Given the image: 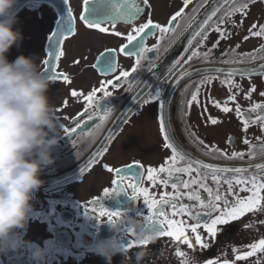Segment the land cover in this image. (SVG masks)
<instances>
[{
    "label": "flooded vegetation",
    "instance_id": "af4514ba",
    "mask_svg": "<svg viewBox=\"0 0 264 264\" xmlns=\"http://www.w3.org/2000/svg\"><path fill=\"white\" fill-rule=\"evenodd\" d=\"M240 2L241 0H235V3L232 0L229 3H224V0H206V2L193 0V3L185 9V18L179 21L180 28L177 29V35L160 42V58L155 59V52L146 53V58L141 60L140 67L133 73L131 70L135 66L136 58L118 52L119 47L127 43L126 39L88 29L79 20L83 0H69V6L76 17L77 34L69 37L64 43L65 55L59 61L58 71L66 73L71 83H65L62 79L55 81L50 88V97L56 107L58 118L65 128L74 127L77 118L80 127L75 134H66L61 139L53 150L55 162L41 173L40 178L44 184L35 194V199L32 201L33 211L27 228L22 230L24 240L30 243L18 251L0 254V264H37L32 259V249L35 245L46 250L45 264H94L91 259L94 252L91 249L99 239L119 233L126 244L128 241L136 240L140 233L149 232L150 226L146 217L151 213L144 204L143 197L133 200L132 190L127 188L129 182L135 183L134 180L124 182L126 193L104 197V189L114 187L111 182L116 179V173L107 171L104 165L113 169H125L127 165L138 163L143 168L134 167L131 172L138 170L144 172L141 185L149 189L150 196L159 199L165 191L175 194L170 184L164 188L159 183L153 186L152 182L147 180L148 168L158 169L172 156L171 149L165 147L167 142L160 131L159 101L150 99L156 92H161V98L165 100L163 114L166 130L172 138L171 142L182 149L188 157L219 167L247 168L248 177L254 175L264 177V172L254 167L256 164H264V149H262L264 129L259 124H250L245 133L241 119L235 113V104L239 103L245 115L255 120L258 112L248 110L254 103L264 102V97L260 95L264 91V75L253 74L251 77H241L237 74L233 78L235 83L241 86L242 91L233 89L238 95L236 102H229V107L233 108L230 113L221 112L208 99L210 96L223 103L230 94L227 86L220 83L225 78L224 75L216 73L215 69H251L264 64V60L261 59L244 64L222 63L223 60L230 58L226 55L230 49L243 54L254 52L264 45V37L249 35L252 25H264V0H256L254 4L249 3L247 15L237 12L228 16L227 13L231 8L238 7ZM217 3L220 11L209 23L207 40L203 41V44L199 37L193 40L191 48L187 47L180 64L171 72L168 71L164 75L161 70L160 79L153 75L189 30L186 25L193 9L198 8V11L192 25L202 22L204 12ZM149 4L151 7L141 5L145 7V11L134 25L121 21L117 23L116 30L127 33L133 26L138 27L146 22L149 14L154 22L166 25L170 17L183 6V0H149ZM64 15L63 0H21L18 6V23L15 27L23 33V40L19 46L14 45L9 50L7 53L9 61H14L20 55L33 56L44 70L47 65L43 61L48 59V53L51 51L50 37ZM222 17L223 22L220 23V27L231 33V36L222 40L217 48L212 49V45L219 39V34L213 30V27ZM105 26L111 28L110 25ZM245 36L249 38L245 40ZM158 38V32L155 36H149L145 41L146 46L156 45L159 42ZM165 47L167 51L163 50ZM178 47L184 48L183 45ZM197 47L201 52H206L208 49H212V52L207 59L201 56L185 63L184 61ZM106 49H117V67L114 72L102 74L98 67L93 65L96 64L100 53ZM77 60L79 64L74 63ZM153 62L156 67L149 71ZM123 71H129L130 77H120ZM183 71H188L190 75L181 77ZM206 75L219 76V79L201 86L200 81ZM117 77L120 79L117 80ZM183 78L184 81L177 83ZM109 80H112L116 86L107 84ZM252 84H255L256 91L250 100H246L244 96ZM197 87L201 89L198 97L201 103L197 105L193 102L189 109L188 101ZM101 88L110 92L111 96H105L104 92L100 91ZM73 90L83 95L73 97L71 95ZM93 90H96V96L89 105L86 97ZM145 100L148 102H144ZM63 101H67V104L62 103ZM204 105L207 106V112H203ZM208 115L222 122L215 126L206 123ZM192 133L195 135H191ZM229 137L234 138L233 144L228 143ZM245 137L255 146L251 149L254 156L247 155L250 146L243 142ZM200 140L204 143L200 144ZM214 146L229 154L237 151L246 155L244 159L231 160L214 158L215 153L206 155L205 152ZM178 166L185 164L181 161ZM131 172L126 174L131 177ZM160 175L167 178L166 174ZM177 175L182 179H189L187 174ZM195 175L193 173V176ZM207 184L215 188L211 176L208 177ZM223 187L226 188V185ZM179 190L188 191L182 186ZM200 193L202 198H207L206 192L200 190ZM175 202L195 203L188 201L186 197ZM100 206L110 211H121L120 217L113 218L117 221V227L108 222L106 216L97 218ZM93 208H96L95 212L92 211ZM166 211L170 218L188 220L186 216L172 217V209L168 206ZM261 221H264V212L249 213L241 220L233 221L231 225L219 226L222 230L215 239L209 238L203 228L199 229L205 242L209 244L207 249H200L198 246L192 249L187 244H181L168 236L158 237L147 245L134 243L129 247L130 259L125 260L123 264H135L132 254L140 248L147 252L142 264H183L184 257L176 255L178 248L188 257H195L197 264H204L208 259L236 260L237 255L251 251L249 245L258 243L264 238V223ZM188 223L194 221L188 220ZM58 233L61 235L57 243ZM188 234L194 239L190 230ZM262 253L263 251L257 250L247 259H255ZM121 261L122 258L119 256L113 264H121ZM229 262L228 260V264Z\"/></svg>",
    "mask_w": 264,
    "mask_h": 264
},
{
    "label": "snow or ice",
    "instance_id": "6c2138e0",
    "mask_svg": "<svg viewBox=\"0 0 264 264\" xmlns=\"http://www.w3.org/2000/svg\"><path fill=\"white\" fill-rule=\"evenodd\" d=\"M206 2V0H204ZM230 0H224V3H229ZM235 3V0H232ZM193 0H183V6L176 11L168 20L166 25L154 22L151 19V14L146 18V22L140 24L138 27L133 26L127 33H122L116 30L117 23L123 21L125 24L134 25V22L140 17V15L145 11V7H151L149 0H83L82 12L79 16V20L88 29L98 30L100 33H107L114 35L116 37H124L127 43L121 45L118 49L119 53L124 54L128 57H135V66L132 68L131 72L135 73L137 68L141 65V60L145 57L146 53L155 52V59L160 58L161 43L170 36L177 35V29L180 28V20H183L186 16L185 9L188 8ZM249 3H256V0H241L238 7H233L227 13L228 16L234 15L237 12L247 15V9ZM203 6V2L200 5ZM63 10L65 15L60 19L57 24V29L52 33L50 37L51 51L48 53V59L44 60L43 63L47 65L44 69L54 81L62 79L65 83H71L70 77L66 73L58 71V64L61 57L65 55L63 49L64 43L69 37H74L77 34V28L75 27L76 17L73 15V11L69 6V0H63ZM198 8L193 9L192 16L189 18L186 27H192V21L195 20V14ZM220 11L219 8H214L202 22L199 23L197 28L193 31L191 39H189L188 44L191 48L192 41L198 37L203 41L208 38L207 30L209 23L213 21V18ZM223 22V17L220 21L215 23L213 30L219 34V39L215 41L212 45V49L217 48L222 40H226L231 36V33L227 32L226 29L220 27V23ZM105 25H110L111 28ZM159 33V42L152 47H147L145 44L146 39L149 36H155ZM249 35L254 37H264V25H252L249 29ZM249 36H245L244 39L247 40ZM237 48L239 45L236 46ZM212 49H208L206 52H201L199 47L191 52V55L187 57L185 63H189L193 58H199L203 56L207 59ZM167 51V47L163 49ZM264 53V45L256 49L254 52L238 54L235 49H230L229 59L222 61L224 64H244L245 62L253 61L255 59L264 60V55H259ZM117 49H106L101 52L97 58L96 64L93 67H98L102 74L114 72L117 67ZM183 59V58H182ZM180 60L173 61L172 65L168 68L171 72L172 69L180 64ZM74 63L79 64V61H74ZM156 64L153 62L149 71L155 68ZM216 73L224 75V79L220 81L222 85H226L228 92L230 93L227 100L221 103L219 100L209 96V102L217 109L223 113H230L233 111L232 107H229V102H236L238 92H234L233 89L242 91L240 85L236 84L234 77L239 74L241 77L248 76L251 77L253 74L264 75V64L259 65L258 68H217L214 70ZM190 75L188 71H183L181 77H186ZM120 77L128 78L130 77L129 71H123ZM117 77V80L120 79ZM219 79V76L206 75L203 80L200 81V85L211 84L214 80ZM179 83V81H177ZM107 84L116 85L112 80L107 81ZM200 87H197L195 92L191 95V99L188 101V108L191 109L193 102L200 105L199 94ZM100 91L104 92L105 96H111V93L101 88ZM256 91L255 84L246 92L244 99L250 100L252 94ZM73 97L82 96L83 93L73 90L71 92ZM264 97V91L260 93ZM96 96V90L90 92L86 100L89 105L92 104L94 97ZM150 99L159 101L160 109V131L163 133V138L167 142L165 144L166 148L171 149L172 156L165 165L157 168L147 169V180L151 181L153 186L157 183L167 188L170 184L171 189L175 190V194L165 191L159 199H155L149 194V189L141 185V181L144 179V172L136 171L131 172L135 167L137 169L143 168L142 165L138 163L135 165H127L125 169H113L108 165H104L107 171L115 172L116 179L111 183L114 187L105 188L103 195L104 197H112L121 193H126V188L124 187V182L127 180H134L135 183L129 182L127 188L132 190L131 198L133 200H138L141 196L143 197V202L147 205L150 215L146 217L148 225L150 226L149 232H155L158 237H172L175 241L181 244H187L189 248L195 249L197 246L200 249H207L209 244L205 242V238L201 235L199 229L203 228L209 238L215 239L218 232L222 229L219 226L231 225L233 221H239L241 218L245 217L249 213L264 212V177L251 176L248 177L246 174L248 172L247 168H237V167H219L214 164H206L201 160L193 159L188 157L187 154L179 149L178 146L171 142L172 138L169 132L166 130V122L163 114L165 108V100L161 98V92H156L151 95ZM144 102H148L145 100ZM65 105L67 101H63ZM203 112H207V106H202ZM249 112H258L255 120H252L250 116H246L245 112L239 103L235 104L236 116L241 119L243 125V131L247 133L250 124H259L262 129H264V102L254 103ZM202 112V114H203ZM187 115V113H185ZM82 118V117H81ZM91 119V116H89ZM66 122V118H65ZM206 123H210L215 126L222 121L218 118L208 115L206 118ZM75 126H69L65 128V132L68 135L75 134L79 129V118L74 121ZM191 135H195L192 133ZM259 139V138H258ZM246 145L250 146V151L247 153L249 156H254L255 146L251 145V142L245 137L243 141ZM200 144L204 142L199 141ZM228 143L233 144L234 138L229 137ZM264 149V146H262ZM215 153L214 158H226V159H244L246 153L233 151L229 154L226 151L219 149L218 147H213L209 151L205 152L206 155H212ZM99 153H97V156ZM183 161L185 166H178L180 162ZM195 165V166H194ZM254 167L264 172V164H256ZM206 171H201V170ZM131 172V177L126 173ZM193 173L196 175L193 176ZM160 174H166L167 178H163ZM177 174H187L189 179H182ZM230 174V175H229ZM211 179L215 185V188L210 187L207 184L208 177ZM226 185V188L223 186ZM182 186L183 189L188 191L181 192L179 189ZM200 190L207 193V198H202ZM240 193H247V195H240ZM184 197L188 201H194L192 204L177 203L175 201L181 200ZM99 199V198H98ZM94 203V202H93ZM166 206L172 209V217H187L188 220L194 221V223H188L185 219H173L170 218L168 212L166 211ZM93 212L96 208L92 209ZM122 215L121 211H110L103 206H100L98 217H107V221L110 222L114 227H117V221L114 217H120ZM264 223V221H261ZM250 226V225H246ZM190 233L193 234L194 239L189 236ZM145 233H140L136 240L128 241L125 245L127 248L131 247L134 243L139 245H147L151 242L150 239L144 238ZM248 247L251 251L243 253V255H237L236 260L246 259L247 257L253 256L257 250L264 251V238L260 239L258 243H253ZM234 251H236L234 249ZM176 255L179 257H184L183 264H197L195 257H188L183 251L177 249ZM204 264H218L215 259H208ZM224 264H228L225 261Z\"/></svg>",
    "mask_w": 264,
    "mask_h": 264
},
{
    "label": "clouds",
    "instance_id": "9594fccd",
    "mask_svg": "<svg viewBox=\"0 0 264 264\" xmlns=\"http://www.w3.org/2000/svg\"><path fill=\"white\" fill-rule=\"evenodd\" d=\"M19 3L0 0V254L30 243L22 230L27 228L35 194L44 184L41 173L55 162L53 150L66 135L50 97L55 81L33 56L8 59L9 50L23 40L15 27ZM144 238L154 241L158 236L151 232ZM91 250L105 264H113L116 256L122 258L121 264L130 259L131 250L119 233L99 239ZM132 255L135 264H142L147 252L140 248ZM45 257L46 250L35 245L32 259L45 264Z\"/></svg>",
    "mask_w": 264,
    "mask_h": 264
},
{
    "label": "water",
    "instance_id": "95a60500",
    "mask_svg": "<svg viewBox=\"0 0 264 264\" xmlns=\"http://www.w3.org/2000/svg\"><path fill=\"white\" fill-rule=\"evenodd\" d=\"M21 1V0H20ZM217 3L216 5H212L210 8H208L205 12L204 15L202 16V21L203 19L206 18V16L214 9L218 7ZM19 6V5H18ZM199 24H193L191 28H189V30L187 31V33L185 34L184 38L182 39L181 42L178 43V45L174 48L173 52H171L168 57L164 60V62L162 63V65L160 66V68L156 71V73H154L153 75H156L159 79L161 78L162 72L165 75L166 72H168V68L172 65L173 61L175 60H180L182 58V56L185 54L187 47L189 46L188 41L189 39H191L192 33L193 31L197 28ZM193 42V41H192ZM179 45H183L184 48L180 49L178 46ZM167 61V62H166ZM162 70V72H161ZM195 72V71H193ZM185 79L183 78L182 80H179V83H181L182 81H184ZM199 160V159H198ZM202 161V160H201ZM204 162V161H203ZM206 164H211V163H207L204 162ZM60 235L61 233L56 234V240L57 243L60 239Z\"/></svg>",
    "mask_w": 264,
    "mask_h": 264
},
{
    "label": "rangeland",
    "instance_id": "374dc122",
    "mask_svg": "<svg viewBox=\"0 0 264 264\" xmlns=\"http://www.w3.org/2000/svg\"><path fill=\"white\" fill-rule=\"evenodd\" d=\"M119 256L114 257L113 261H115ZM91 259L94 264H105V260L96 255L95 253L91 256ZM230 261L229 264H264V251L262 254H260L258 257L255 259H241V260H234V258L230 259H217L218 264H224L225 261ZM198 262V261H197Z\"/></svg>",
    "mask_w": 264,
    "mask_h": 264
}]
</instances>
